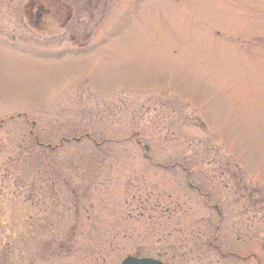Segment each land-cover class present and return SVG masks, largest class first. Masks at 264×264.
I'll use <instances>...</instances> for the list:
<instances>
[{
    "label": "rangeland",
    "instance_id": "obj_1",
    "mask_svg": "<svg viewBox=\"0 0 264 264\" xmlns=\"http://www.w3.org/2000/svg\"><path fill=\"white\" fill-rule=\"evenodd\" d=\"M26 1L0 0V249L200 264L215 206L264 194V0H67L43 31Z\"/></svg>",
    "mask_w": 264,
    "mask_h": 264
},
{
    "label": "flooded vegetation",
    "instance_id": "obj_2",
    "mask_svg": "<svg viewBox=\"0 0 264 264\" xmlns=\"http://www.w3.org/2000/svg\"><path fill=\"white\" fill-rule=\"evenodd\" d=\"M55 6V11H53L55 15L62 14L61 7ZM24 8L28 19L32 20L38 29L42 30L43 27H40L39 24L42 18L50 13V10L42 6L41 0H29L28 5ZM70 14L71 9H66L65 16L67 17H65V20ZM83 39H85V42L82 44L77 43L73 36H70L68 41L77 48H84L88 45L89 37ZM187 180L189 181L188 174ZM188 185L191 187L190 183ZM249 190L250 192L239 193L237 188L233 189V192L239 196L226 200L231 206H234V209L228 210L229 213L226 215V217L234 218L232 225L223 222L219 226V222L220 220L223 221L225 214L223 209L221 210L215 206V219L213 222L216 225L211 226V231L203 230L201 232L203 246H201L200 264H264V197L257 189L249 188ZM255 194L257 196H254ZM204 196L208 197V194L204 193ZM205 204L207 205V201ZM205 220L208 224H213L211 219ZM200 225L202 228L203 223L200 222ZM224 226L228 227L224 230ZM196 237H199V235ZM174 246L176 245L172 243L169 248L170 251L159 253L158 257H152L151 259L160 264H170L171 261H173L171 264L175 263L178 253L184 254L185 248L179 247L176 249ZM167 253H171V261H168L170 256L166 257ZM132 257L140 259L149 258L150 256H140L133 253Z\"/></svg>",
    "mask_w": 264,
    "mask_h": 264
},
{
    "label": "trees",
    "instance_id": "obj_3",
    "mask_svg": "<svg viewBox=\"0 0 264 264\" xmlns=\"http://www.w3.org/2000/svg\"><path fill=\"white\" fill-rule=\"evenodd\" d=\"M52 1H53L54 5H62L64 8H65V7H71V6L67 3V0H52ZM26 3H27V2H26ZM26 3H25V4H26ZM27 5H28V4H27ZM27 5H25V7H26ZM75 6H76V5H75ZM49 8H53V7H52V6H49ZM95 146H96V145H95ZM75 242H76V240L73 241V243H72L70 246L74 245ZM9 247H10V246L6 243L4 246H2L3 249H0V250H2V252L4 253V255L0 257V264H14L13 259L10 257V256H11V249H10V251H9ZM75 253H77V252H75ZM75 253L71 252V253L68 254V256H66L65 258H68V257H70L71 255H73V254H75Z\"/></svg>",
    "mask_w": 264,
    "mask_h": 264
},
{
    "label": "water",
    "instance_id": "obj_4",
    "mask_svg": "<svg viewBox=\"0 0 264 264\" xmlns=\"http://www.w3.org/2000/svg\"><path fill=\"white\" fill-rule=\"evenodd\" d=\"M121 264H160L159 262L148 260V259H140L137 260L135 258H126L124 259Z\"/></svg>",
    "mask_w": 264,
    "mask_h": 264
}]
</instances>
